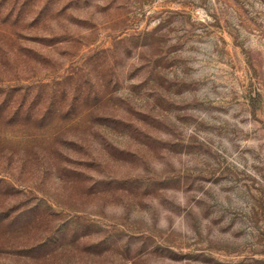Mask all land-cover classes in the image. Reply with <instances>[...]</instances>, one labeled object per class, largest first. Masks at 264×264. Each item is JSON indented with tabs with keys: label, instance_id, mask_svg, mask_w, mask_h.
Returning a JSON list of instances; mask_svg holds the SVG:
<instances>
[{
	"label": "rangeland",
	"instance_id": "374dc122",
	"mask_svg": "<svg viewBox=\"0 0 264 264\" xmlns=\"http://www.w3.org/2000/svg\"><path fill=\"white\" fill-rule=\"evenodd\" d=\"M0 264H264V0H0Z\"/></svg>",
	"mask_w": 264,
	"mask_h": 264
}]
</instances>
